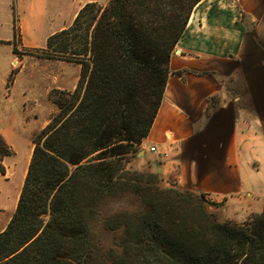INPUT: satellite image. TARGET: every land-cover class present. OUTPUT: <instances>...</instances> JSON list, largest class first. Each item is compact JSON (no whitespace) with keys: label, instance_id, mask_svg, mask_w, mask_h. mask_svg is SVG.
Returning <instances> with one entry per match:
<instances>
[{"label":"trees","instance_id":"trees-1","mask_svg":"<svg viewBox=\"0 0 264 264\" xmlns=\"http://www.w3.org/2000/svg\"><path fill=\"white\" fill-rule=\"evenodd\" d=\"M202 1L88 3L29 53L80 65V79L72 92H52L58 112L33 139L16 211L0 233V264H264V211L253 223L179 224L160 193L133 185L137 174L125 171L150 134L173 52ZM12 154L0 133V158ZM127 193L142 210L121 207Z\"/></svg>","mask_w":264,"mask_h":264},{"label":"crops","instance_id":"crops-1","mask_svg":"<svg viewBox=\"0 0 264 264\" xmlns=\"http://www.w3.org/2000/svg\"><path fill=\"white\" fill-rule=\"evenodd\" d=\"M92 2L100 1L0 0L1 100H13L23 68L6 88L20 65L10 44L16 35L24 48L46 47ZM202 2L173 52L164 99L141 148L167 180L224 202L229 219L242 222L264 211V0H222L197 9ZM75 87V80L54 85ZM27 97L23 93L20 102L23 114ZM8 132L0 127L6 140Z\"/></svg>","mask_w":264,"mask_h":264},{"label":"rangeland","instance_id":"rangeland-1","mask_svg":"<svg viewBox=\"0 0 264 264\" xmlns=\"http://www.w3.org/2000/svg\"><path fill=\"white\" fill-rule=\"evenodd\" d=\"M99 1L97 3L102 7L109 2V0ZM219 1L222 0H204L197 9ZM10 44L22 55H16L20 65L10 72L6 88L14 85L19 70L22 66L23 68L13 91V100L3 101L0 98V127L12 130V133L6 134V141L13 149L12 156L0 158V164L5 167V173L0 172V233L5 230L16 211L35 146L33 139L58 112V107L51 98L52 92L57 90L54 85L69 87L75 80L77 86L81 69L77 64L32 56L30 52L43 49L45 45L37 49L24 48L20 45L19 35H16ZM14 71L16 74L12 75ZM75 88L62 91L72 92ZM8 93L6 90V96ZM23 93H27V99L29 98L30 101L27 102L28 107L24 114L20 103ZM3 137L6 139L5 136ZM124 166L125 171L137 174L132 175L133 185L144 187L150 194L160 193L167 215L179 224L226 222L246 224L253 223L263 213L250 216L242 222L230 220L224 202H218L205 194L185 190L173 180H167L158 167L156 159L146 157L141 146L128 156ZM121 207L128 211H137L143 209V203L136 194L127 193L124 195Z\"/></svg>","mask_w":264,"mask_h":264},{"label":"built area","instance_id":"built-area-1","mask_svg":"<svg viewBox=\"0 0 264 264\" xmlns=\"http://www.w3.org/2000/svg\"><path fill=\"white\" fill-rule=\"evenodd\" d=\"M151 152H153V153H157L156 148H155V147H152V148H151Z\"/></svg>","mask_w":264,"mask_h":264}]
</instances>
